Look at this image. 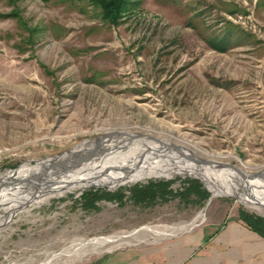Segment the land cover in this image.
<instances>
[{"label": "rangeland", "instance_id": "rangeland-1", "mask_svg": "<svg viewBox=\"0 0 264 264\" xmlns=\"http://www.w3.org/2000/svg\"><path fill=\"white\" fill-rule=\"evenodd\" d=\"M128 6L112 23L91 0H0V13L10 14L0 16V173L60 161L77 149L93 150L83 162L94 164L89 174L66 178L75 187L48 202L11 207L15 212L0 204V223L9 220L0 224V264H39L74 238L150 225L169 230L199 212L189 233L211 223L247 226L242 212L264 219V208L237 197L251 181L264 198V0H131ZM121 151L113 167L105 165ZM151 153L161 159L143 169L170 167L167 159L199 169L203 160L235 167L229 184L239 190L214 194L208 179L207 185L182 172L124 174ZM134 156L137 163H129ZM51 177L47 185L55 183ZM30 185L37 184L1 185L7 188L0 201ZM148 186L155 196L140 198L135 189ZM162 232L57 264H140L161 245L164 239H155Z\"/></svg>", "mask_w": 264, "mask_h": 264}, {"label": "bare ground", "instance_id": "bare-ground-1", "mask_svg": "<svg viewBox=\"0 0 264 264\" xmlns=\"http://www.w3.org/2000/svg\"><path fill=\"white\" fill-rule=\"evenodd\" d=\"M180 145L176 144L174 146L179 148L182 152L186 151L187 154H189V155L191 154L192 155V153L189 152L190 150L188 151L187 148L184 149L187 146H184L182 144L183 145L182 147H184L182 149V147ZM171 146H173V144H171ZM116 149H117V147H116ZM118 150H119V148L117 150H115V151L111 150L110 152H108V155H112L111 153L116 152ZM147 151H150V148H146V152ZM98 154L99 153H96L97 156H98ZM121 155L123 156L122 151H121V153H118V154L115 155L116 158L112 159V161L114 160L113 162H105V165L113 167V165H115V163H114L115 160L117 159L116 161H118V158L120 159ZM99 156L101 158H104V156L108 157L107 153L101 154ZM136 156H138V155H136ZM191 157H197V158L201 159L198 156V152H195V151L193 153V156H191ZM158 158H160V157L156 153H151V154H149L147 156V158L143 159L144 163H139L137 165V169L133 170V172H130V171H126L125 172L124 171V174H127V176H133L131 178H137L138 179V178H141V177H148L150 175L170 176L172 174H177V173H181L182 172L183 174L184 173L185 174L188 173L189 175L193 174V175L200 176V178H202L205 181V184H207L206 183V179H208L209 182H210L209 183L210 184V188L213 190L214 194L215 193H220V194L221 193H227V194L229 193L230 194L231 191H235L237 189L239 190L237 185L236 186H232L231 184H229V182L231 181V179L233 177L232 175L234 173V169H236L235 167L234 168H232V166H220V167H218L217 165H219V164L216 161H214V160L213 161H207V160L204 161L203 160L202 163H205V165L202 166L201 169H199L198 166L192 165V164L188 165L187 162L184 165H179V164H181V162L178 161L179 159L177 161L175 159L174 160L167 159L168 161H172L174 166L171 165L170 167L163 168L160 165H155V166L148 165V167L146 169H143V166L147 165L149 161H151V160L155 161V160H158ZM136 159L137 158L134 156L133 159L128 160V161H129V163H132V162L133 163H137V161H134ZM51 161H53V160H50L49 162H51ZM101 161H103V160H101ZM49 162H47L45 164H37V165H34V166L24 165L20 169H18V171L4 170V172L0 173V187H1V185H3V187H5L4 184L23 183V181H19V180H21L23 178H27V177H29V176H31L33 174H36V173H41L47 167V164ZM82 164L83 165L78 168V171H77V168H76V171L74 173H72L71 170H67L68 172L67 173L65 172L66 175L64 177H62V179L66 181V178H68L69 176L76 177L78 174H83L84 172H85V174H89L90 173L89 170L91 168H93L94 164H92V163H84V162ZM112 170H114V169H112ZM113 172H115V171H113ZM119 172H122V174H123V171H119ZM209 172H211L212 175ZM236 172H240V171H238V169H237ZM129 174H132V175H129ZM19 176H20V179H16ZM81 177H83V175ZM51 178L53 179V177H51ZM69 178L72 179V177H69ZM62 179H60V180H62ZM58 181H59V179H58ZM65 181H62V184H58V182L55 181V183L57 182V186H58L56 188L54 187L55 185L52 188V185H53L52 183H54L52 181L49 183V185H47V183L41 182V181H38V182L34 181V180L30 181V182H33V184H36V183H39V184L33 185V186L30 185V186H27V188L21 189L19 191L15 190V191L12 192V194L5 195V197H4L5 199L3 198L4 201H0V204L6 202L3 205V206H5V209H3V210H7V212H15L11 207H13V208L16 207L15 208V210H16L17 208L19 209V207H21L25 203L29 204L32 207V206L37 205V204L42 203V202H48V200L51 197L62 196V193L65 190H68V189H71V188L75 187L70 181H69L70 183L68 181H66V182ZM90 181L91 180H88L87 182H82V184H79V186H82L84 184H90ZM30 182H28V183H30ZM222 182H227V185L229 184V186H227V185L226 186H222L221 185ZM247 183L248 182H244L243 186H240L243 189V191H242L243 194H240L237 197L240 199V201L244 202L245 204H251V206L254 209L261 210L262 208H264V198L262 197L261 193L257 192V190H255L254 188L251 187V184H252L251 181H250L251 184L248 185ZM11 187L12 188H16L15 186L14 187L11 186ZM6 188H1L0 189V194L3 191H4V193H6L5 192ZM40 189H42V190H40ZM14 192H16L17 195H15ZM246 192H248V193H246ZM233 195L235 196V194H233ZM6 205H8L9 207L6 208L7 207ZM26 211H28V209H26ZM201 217H202V213L199 212V213H197V215H195L193 217L192 221L187 222V223H181L179 225H171V226H169L167 228L169 230L159 229V228H156V227H153V226L150 225V226H145V227L140 228V229H136L133 232H125V231L116 232L114 234L108 235L106 238H103V237H95L93 239H85V238H82V237L74 238L71 241V245H70L69 248H65L64 250H61L58 255H55V256L50 257V258H47L46 260H44L43 262H41L39 264H57L59 261H61L60 259L62 257H64V256H68V257L76 256L77 258H80V256H84L85 254H93L94 252H99L101 250H106L105 247L107 246V244H110V243H111V247L113 245L122 244L123 242L128 244V242L130 241L131 238L140 237V239H141V237H143V235H145L146 232H150V231L156 232V230H157V231H163L164 234H176V232L182 231L184 229H189L190 227H192L193 224L196 223V221L202 219ZM8 222H9V220L5 221L4 223L1 222L0 224L4 225L5 223L7 224ZM114 243H116V244H114ZM78 246H79V248L76 249ZM109 247L110 246H108L107 248H109ZM64 262H65V260H64Z\"/></svg>", "mask_w": 264, "mask_h": 264}, {"label": "crops", "instance_id": "crops-1", "mask_svg": "<svg viewBox=\"0 0 264 264\" xmlns=\"http://www.w3.org/2000/svg\"><path fill=\"white\" fill-rule=\"evenodd\" d=\"M155 240L161 245L144 253L140 264H264V238L238 220L221 227L211 223L191 233L184 229Z\"/></svg>", "mask_w": 264, "mask_h": 264}, {"label": "trees", "instance_id": "trees-1", "mask_svg": "<svg viewBox=\"0 0 264 264\" xmlns=\"http://www.w3.org/2000/svg\"><path fill=\"white\" fill-rule=\"evenodd\" d=\"M15 1V0H14ZM94 4L100 5L102 8V17L106 19L108 22H116L119 16L122 15L123 12L127 11V6H130L131 0H91ZM128 6V7H129ZM12 14V13H11ZM8 13H0V16H9ZM217 47H223L217 44H214ZM136 193L139 197H146L147 200L152 199L155 196V189H151L149 186L145 188H136ZM241 219L247 224V226L257 231L260 235L264 237V219L261 217L252 216L251 214L240 213L239 215Z\"/></svg>", "mask_w": 264, "mask_h": 264}, {"label": "water", "instance_id": "water-1", "mask_svg": "<svg viewBox=\"0 0 264 264\" xmlns=\"http://www.w3.org/2000/svg\"><path fill=\"white\" fill-rule=\"evenodd\" d=\"M102 137H99L97 140H101ZM90 151V150H89ZM76 155H78L76 157ZM93 155V150L89 152L88 155L86 154H79V150H71L68 153H65L62 157L61 160H53L47 164V167L41 172V173H36L33 174L27 178H23L19 181H23V183H27L30 181H41V182H49L47 181V178L50 177V175L53 177L54 181H58L56 178L59 174L63 172H67L68 169L70 168H75V164H80L83 161H85L86 158L90 157ZM201 161V160H200ZM63 170V171H62ZM51 182V181H50ZM39 184V183H36ZM56 184V183H53Z\"/></svg>", "mask_w": 264, "mask_h": 264}]
</instances>
